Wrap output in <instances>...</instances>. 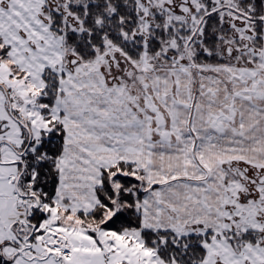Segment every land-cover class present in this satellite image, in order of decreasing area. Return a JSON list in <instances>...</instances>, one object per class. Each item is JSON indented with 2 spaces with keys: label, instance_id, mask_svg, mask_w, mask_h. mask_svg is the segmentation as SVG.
<instances>
[{
  "label": "rangeland",
  "instance_id": "374dc122",
  "mask_svg": "<svg viewBox=\"0 0 264 264\" xmlns=\"http://www.w3.org/2000/svg\"><path fill=\"white\" fill-rule=\"evenodd\" d=\"M76 1L0 0L1 135L13 140L25 135L26 126L33 144L21 150L33 151L40 144L42 135L48 134L55 124L64 127L63 107H67L66 113L70 112L68 107H82L81 112L86 107H109L117 120L124 118L121 107H127V119L146 120L152 138L178 145V152L183 153L178 157L173 155L176 163L171 166L184 164V169L191 171L198 168L203 172L200 180L210 178L202 144L208 145L215 137L209 139L195 128L194 121L202 119L197 109L206 101H218V79L224 81L225 88L231 93V104L237 96L253 101L263 97V90L258 86L264 87V82L262 85L257 80L258 77L264 79V72L259 71L257 33V26L264 21L263 13H257L255 6L246 3L247 0H189L186 5L179 3L177 11L171 9L173 0H135L131 3L135 16L127 21V29L123 26L120 31L125 39L142 38L144 50L140 57L131 58L104 36L103 50H96L94 57L82 59L65 40L67 29L79 32L84 29V18L71 10ZM84 1L88 3V0ZM56 14L61 17L63 33L53 30ZM213 16L228 29L219 37L217 46L223 63H210L201 57L202 53H214L203 41L205 20ZM96 19V23H100L101 17ZM153 36L158 38L161 46L151 53L147 51V45ZM45 75L53 80H47ZM47 95H53L52 105L40 101ZM43 107L47 109L45 113ZM170 107L188 109L184 116L189 137L183 138L182 143H177L178 138L171 129L175 112ZM235 109L222 107L221 111L215 110L213 123L218 125L219 121L227 119L238 124ZM66 121L71 124L72 119ZM118 147L115 144L114 148ZM3 150L12 152L11 157L17 156V151L7 140L0 143V156L9 158L1 154ZM166 163L169 164V158ZM134 165L142 173H118L131 175L129 179L138 190V186L144 188L141 181L145 179V171L137 163ZM255 165L241 160L219 163L224 181L221 202L224 217L220 227L194 224L171 229L178 235L210 233L211 240L204 242L205 255L200 264H264V184L256 183L248 172L249 168L262 170L263 167H253ZM30 176L34 179L35 171ZM34 184L31 181L30 188ZM112 184L115 191L111 198L113 208L106 213V218L114 215L124 203L118 199L117 179ZM38 191L40 188L32 190V195L26 197H31L27 202L32 203V207H40L47 215L39 229L62 232L69 256L63 251V258L60 249L50 246L55 245L53 237L46 238L47 243L43 232L32 237L30 233L36 228L22 219L25 228L17 223L10 227L0 225L3 263L176 264L160 258L157 248L147 247L138 229L123 232L104 229L81 218L77 212L70 214L58 209L55 203L57 188L52 205L46 203Z\"/></svg>",
  "mask_w": 264,
  "mask_h": 264
},
{
  "label": "crops",
  "instance_id": "0c3cea01",
  "mask_svg": "<svg viewBox=\"0 0 264 264\" xmlns=\"http://www.w3.org/2000/svg\"><path fill=\"white\" fill-rule=\"evenodd\" d=\"M262 13L264 18V1ZM258 50L259 71L264 72V21ZM261 74L263 73L260 72ZM257 80L263 85V78L258 77ZM218 82V101L202 103L204 105L197 109L202 119L194 121V126L201 130V135L206 134L209 139L215 137L208 145L202 144L210 170V178L206 180H200L203 172L198 168L191 171L185 170L184 164L171 166L176 163L173 155L183 153L178 152V145L152 138L146 120L127 119V107H121L124 115L121 116L124 117L122 120L114 119L109 107H86L83 112L80 110L82 107H68V113L65 112L67 107H63L65 136L57 163V208L70 214L91 212L99 202L96 188L101 185L102 169L118 161H125L137 163L145 171V179L141 181L144 193L138 201L143 228L182 229L194 224L220 227L224 217L221 206L224 181L223 169L219 167V163L241 160L256 164L253 167L264 168V95L256 101L237 96L234 104H231V93L225 88L224 81L218 79ZM91 84H95L93 79ZM258 88L264 94V87ZM222 107H236L238 124H232L227 119L219 121L218 125L213 123L215 110L221 111ZM170 109L175 112L171 129L178 138L177 143H182L183 138L189 137V127L184 116L188 109ZM66 119H72L71 124ZM16 122L22 127L21 122ZM23 136L11 140L0 132V143L7 140L17 151L16 157H11L12 152L5 150L1 154L9 158L0 156L2 226L10 227L17 223L25 228L22 219L25 221L27 211L33 205L27 202L31 197L21 195L18 191L22 172L19 161L25 144ZM115 144L119 145L118 149L114 148ZM173 151L176 152L172 153ZM168 158L169 164L166 163ZM44 234L46 232L42 236Z\"/></svg>",
  "mask_w": 264,
  "mask_h": 264
},
{
  "label": "trees",
  "instance_id": "16d2710c",
  "mask_svg": "<svg viewBox=\"0 0 264 264\" xmlns=\"http://www.w3.org/2000/svg\"><path fill=\"white\" fill-rule=\"evenodd\" d=\"M133 1L135 0H110V2L103 5V9H98L97 13L95 12L94 6L90 3L80 8L76 4L72 6L71 10L74 12L81 10L82 17L84 18V29L80 32L76 31V29H67L65 31L67 45L82 59L91 58L95 56L96 50H103L104 44L102 40L106 36L112 42L119 45L131 58H139L141 52L144 50L142 38L138 37L137 40L125 39L120 31L123 26L124 28L126 27L129 18L135 16L131 4ZM263 1L247 0L246 3L253 4L257 13L262 15ZM97 17H101V21L98 24L96 23ZM54 18L53 30L57 33H63V30L60 28V15L56 14ZM108 22L111 24H108ZM262 23L257 26L259 43L261 40ZM227 30V28H223V23L219 24V19L216 16L209 18L207 25L204 27L203 41L206 45L205 47L212 49L214 53L212 55L202 53L201 57L204 61L210 63L224 62V59L219 56L217 51L219 47L217 46H219V37L221 34L227 33ZM129 31H131V28H129ZM160 46L158 38L153 36L149 39L147 51L154 53L159 50ZM45 77L47 80H53V78H49V75H45ZM52 85L55 86L54 82H52ZM53 100V95H47L40 99L41 102H46L49 105H52ZM46 111L47 109L43 107V112L45 113ZM25 128L27 129L24 135V146L26 147L28 143L32 145L33 140L29 141L30 131L28 127L25 126ZM64 136V127L62 124L57 123L48 134L42 135L40 144L33 151L27 148L22 153L19 161L22 172L18 181V191L21 195L30 196L32 195V190L36 191L40 188V191H38L40 197L46 203L50 205L54 204L53 198L58 184L57 159L63 150ZM32 171L36 173L34 179L30 176ZM122 171L128 172L129 174L133 172L142 173L134 163L125 161H118L103 168L101 185L96 188L99 202L91 212L78 213L80 217H83V219L87 218V220H90L89 223L117 232L138 229L144 244L150 248H157V254L166 262L200 264L205 255L204 242L211 240L210 233L203 236L195 232L178 235L177 232L171 229L143 228L137 203L142 197L144 190L140 189L139 186L138 190L136 187H133L129 179L131 175L118 173ZM116 179L119 182L117 189L118 199L124 203L114 215L106 218V213L113 208L111 198L115 194V191L112 182L116 181ZM31 181H34L35 184L30 188L29 184ZM45 218L46 213L40 207L36 208L31 206L26 214L25 223L36 228L34 232L32 231L30 233L32 237L43 232L38 227ZM84 223L88 224L86 221ZM0 264L9 263H3L0 258Z\"/></svg>",
  "mask_w": 264,
  "mask_h": 264
},
{
  "label": "flooded vegetation",
  "instance_id": "af4514ba",
  "mask_svg": "<svg viewBox=\"0 0 264 264\" xmlns=\"http://www.w3.org/2000/svg\"><path fill=\"white\" fill-rule=\"evenodd\" d=\"M188 1L189 0H173V4L171 5L172 6V10H175V11H177V10H179L178 8H177V6L179 5V3H183V4H185L186 5V3H188ZM108 2H110V0H88V3H90V4H92L93 6H94V9H95V12L97 13L98 12V9H103V5L104 4H106V3H108ZM87 3V1H84L83 2V0L82 1H80V0H77L76 1V6L78 7V8H80V7H82V6H84V5H86V4H88ZM181 10V9H180ZM77 13V15L78 16H80V17H82V12H81V10H79V12H76ZM180 14V13H179ZM160 15L161 16H164V14L161 12L160 13ZM209 21V19H206L205 20V23H204V27L207 25V22ZM180 26V29H181V27H182V25L180 24L179 25ZM156 29V28H155ZM159 29V28H158ZM227 51H229V50H227ZM247 170V169H246ZM248 172H249V175H250V177L254 180V181H256V183H259V184H264V182H260L259 181V179L264 175V168L262 169V170H259V169H248ZM247 184L248 185H250V182H247ZM252 189V191L253 192H257V190H254L255 188H251ZM241 235V233H238V236H240ZM244 237V235L242 234L241 235V238H243Z\"/></svg>",
  "mask_w": 264,
  "mask_h": 264
},
{
  "label": "built area",
  "instance_id": "2783aa9c",
  "mask_svg": "<svg viewBox=\"0 0 264 264\" xmlns=\"http://www.w3.org/2000/svg\"><path fill=\"white\" fill-rule=\"evenodd\" d=\"M51 236L53 237V242H54L53 244H55L56 246L55 245H50L49 242H48V244L50 246H52L53 248L62 250V253L65 256V253L63 252V251H65V249L63 247H61V248L58 247V245L64 244V241H62L60 239L59 234H57V233H51Z\"/></svg>",
  "mask_w": 264,
  "mask_h": 264
},
{
  "label": "bare ground",
  "instance_id": "6f19581e",
  "mask_svg": "<svg viewBox=\"0 0 264 264\" xmlns=\"http://www.w3.org/2000/svg\"><path fill=\"white\" fill-rule=\"evenodd\" d=\"M59 237H60L61 240H64L63 235H59ZM58 247H59V248L63 247V248L65 249V251L67 252V255L69 256V252L66 250V246H65L64 244H62V245H58Z\"/></svg>",
  "mask_w": 264,
  "mask_h": 264
},
{
  "label": "water",
  "instance_id": "95a60500",
  "mask_svg": "<svg viewBox=\"0 0 264 264\" xmlns=\"http://www.w3.org/2000/svg\"><path fill=\"white\" fill-rule=\"evenodd\" d=\"M260 182H264V175L259 179Z\"/></svg>",
  "mask_w": 264,
  "mask_h": 264
}]
</instances>
